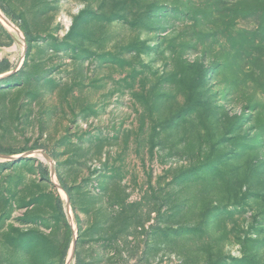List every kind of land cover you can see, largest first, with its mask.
<instances>
[{
  "label": "rangeland",
  "instance_id": "1",
  "mask_svg": "<svg viewBox=\"0 0 264 264\" xmlns=\"http://www.w3.org/2000/svg\"><path fill=\"white\" fill-rule=\"evenodd\" d=\"M0 50V264H264V0H0Z\"/></svg>",
  "mask_w": 264,
  "mask_h": 264
},
{
  "label": "trees",
  "instance_id": "2",
  "mask_svg": "<svg viewBox=\"0 0 264 264\" xmlns=\"http://www.w3.org/2000/svg\"><path fill=\"white\" fill-rule=\"evenodd\" d=\"M4 62V59L2 60L1 64H0V70L3 69V63ZM43 173L45 176H49V170L47 168H43ZM64 187L67 189V185L64 184Z\"/></svg>",
  "mask_w": 264,
  "mask_h": 264
},
{
  "label": "crops",
  "instance_id": "3",
  "mask_svg": "<svg viewBox=\"0 0 264 264\" xmlns=\"http://www.w3.org/2000/svg\"><path fill=\"white\" fill-rule=\"evenodd\" d=\"M4 56H5L4 52L0 50V64L2 60L4 59Z\"/></svg>",
  "mask_w": 264,
  "mask_h": 264
}]
</instances>
